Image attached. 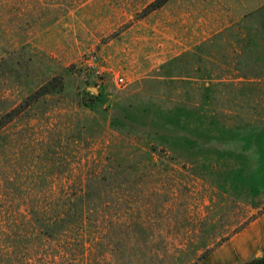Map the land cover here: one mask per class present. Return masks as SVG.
<instances>
[{
    "label": "rangeland",
    "instance_id": "1",
    "mask_svg": "<svg viewBox=\"0 0 264 264\" xmlns=\"http://www.w3.org/2000/svg\"><path fill=\"white\" fill-rule=\"evenodd\" d=\"M153 1L0 0V59L24 47L37 60L0 72V264H197L264 212V0H172L145 15ZM66 70L67 100L4 118ZM121 99L141 107L114 123ZM76 120L91 129L84 158L56 183L152 154L133 190L105 181L84 248L33 233L24 206L27 171L46 166L35 156L62 161Z\"/></svg>",
    "mask_w": 264,
    "mask_h": 264
},
{
    "label": "trees",
    "instance_id": "2",
    "mask_svg": "<svg viewBox=\"0 0 264 264\" xmlns=\"http://www.w3.org/2000/svg\"><path fill=\"white\" fill-rule=\"evenodd\" d=\"M171 1L172 0H154L150 3V10H147L145 15L164 7ZM17 53L23 54V60L15 58ZM23 61L28 65L34 64L37 60L34 59L32 53L26 48L22 47L15 49L6 57L0 59V72L2 69L12 70L14 67L23 68ZM70 75H72L70 70L54 74L44 73L40 77L39 84L31 90L32 92L30 95L22 99V101L12 109L10 113H7L4 118L8 116L11 121L13 118H19L24 114H28L30 111H34L35 106L38 104L41 105L42 103L48 102L57 95L64 94L63 101L67 100L68 95L65 94L68 87L66 78ZM83 92L85 95L84 98L89 100V102H85L86 106L92 108V105L96 103V97H88V95H86L87 93H85V91ZM80 106H82L81 103ZM114 106V123L122 121L121 116L129 118L133 112V115H135L141 107V105L136 104V100L127 101L126 99L117 101ZM52 108L60 109L61 107L51 105L47 111ZM155 109L156 111L152 109L153 112L158 114L160 105L158 104ZM155 113H153L154 115H149L151 122L157 119ZM76 121V130L71 143L74 147L73 151H61V156H64L62 161L58 162L55 160L52 151H46L43 155L39 153L35 156V159L41 158L46 166L42 168L40 166L36 167V165L33 164L32 167H34L35 170L27 171V179L29 181L26 182L27 202L24 203V206L26 207L28 215L26 226L33 230V233H37L40 237L47 238L48 240H56L73 234L78 237V239L75 238L74 241L72 240L73 245H81L84 248L89 244V241H82L80 238L84 236L90 227L89 222L90 218H92V213L102 212V207L105 202L104 194L106 193L105 181H114L113 185H107L113 186L114 188H119L123 184L130 183V190H133L134 187H136L137 180L143 178L139 172L142 164H144L142 163L143 159L147 158V156L150 158L152 154L148 153L146 157L141 159L137 158L136 160L114 159L106 165L99 166V168L93 169V167H90L85 178H79L78 181H73L72 183H56L54 182V178L67 174L69 169L67 170L65 168L68 165L73 162L78 163V161L84 158V156H82V147L88 144L85 137L87 134H91V129H89V125H87L86 128L84 126L85 123L80 124L78 120ZM4 126L5 124L0 125V131L3 130ZM164 150L166 151L165 148ZM1 152L3 153L4 151H0V154ZM58 164L60 169L57 170ZM155 168H157V166H155ZM236 180L238 183L240 182L238 177ZM119 195L120 194H115L113 196L114 203L117 202ZM125 196L131 199L134 195L128 193V195ZM246 225H248V223L237 230L236 233L245 228ZM213 250L214 249L211 251L209 250L207 253L203 254L196 263L210 256ZM262 263H264V257L254 258L240 264Z\"/></svg>",
    "mask_w": 264,
    "mask_h": 264
},
{
    "label": "crops",
    "instance_id": "3",
    "mask_svg": "<svg viewBox=\"0 0 264 264\" xmlns=\"http://www.w3.org/2000/svg\"><path fill=\"white\" fill-rule=\"evenodd\" d=\"M262 257H264V213L197 264H240ZM223 260L227 262L223 263Z\"/></svg>",
    "mask_w": 264,
    "mask_h": 264
},
{
    "label": "built area",
    "instance_id": "4",
    "mask_svg": "<svg viewBox=\"0 0 264 264\" xmlns=\"http://www.w3.org/2000/svg\"><path fill=\"white\" fill-rule=\"evenodd\" d=\"M117 82H118V84H121V83L124 82V79H122V78H118V79H117Z\"/></svg>",
    "mask_w": 264,
    "mask_h": 264
},
{
    "label": "water",
    "instance_id": "5",
    "mask_svg": "<svg viewBox=\"0 0 264 264\" xmlns=\"http://www.w3.org/2000/svg\"><path fill=\"white\" fill-rule=\"evenodd\" d=\"M92 91H93L94 93H96V94H98V93H99V90H98V89H96V88H92Z\"/></svg>",
    "mask_w": 264,
    "mask_h": 264
}]
</instances>
